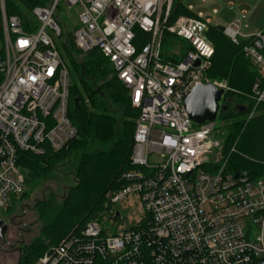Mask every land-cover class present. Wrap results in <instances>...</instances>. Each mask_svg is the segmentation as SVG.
I'll list each match as a JSON object with an SVG mask.
<instances>
[{
    "label": "built area",
    "instance_id": "2783aa9c",
    "mask_svg": "<svg viewBox=\"0 0 264 264\" xmlns=\"http://www.w3.org/2000/svg\"><path fill=\"white\" fill-rule=\"evenodd\" d=\"M172 4L49 0L24 21L8 15L6 0H0V212L27 190L22 153L59 152L78 136L69 114L71 75L56 41L63 37L56 21L62 5L81 10L77 29L62 46L72 37L83 55L97 50L138 112L134 168L123 174L121 189L106 194L104 211L136 199L143 217L113 234L102 225L103 211L35 264H264V175L229 171L215 122L198 125L184 107L197 85L209 84L212 19L198 13L169 25ZM246 28L237 20L223 33L235 45L246 41L245 56L259 72L253 98L264 105V29L244 34ZM137 31L148 36L141 48ZM165 32L190 48L178 49L179 62L163 60ZM112 219L122 220L121 214L112 212Z\"/></svg>",
    "mask_w": 264,
    "mask_h": 264
},
{
    "label": "trees",
    "instance_id": "16d2710c",
    "mask_svg": "<svg viewBox=\"0 0 264 264\" xmlns=\"http://www.w3.org/2000/svg\"><path fill=\"white\" fill-rule=\"evenodd\" d=\"M183 1L173 0L169 25L182 16L196 17ZM15 2L6 0L8 15L19 16L25 21V13L29 14L38 6H45L49 0H17L18 4ZM207 35L215 49V55L206 79L209 83L224 81L228 87L217 117L221 122L220 130L226 133L222 147L223 163L227 160L229 171H249L252 176L258 173L264 175V105H257L252 93L259 77L258 69L245 56L246 41L241 40L239 45L233 44L224 35L223 28L217 26H211ZM147 41L148 36L137 31L138 48ZM69 46L80 53L72 37L67 44H63L62 49L67 50ZM178 49L185 51L190 48L165 32L162 44L163 60L179 62L182 56L171 55V51ZM84 56L88 60L82 65L71 60L77 73L71 76L69 114L78 130L77 138L59 152L48 151L44 155L22 153L19 163L26 187L31 190L55 167L76 156L79 183L70 191L61 211L43 229V239L23 250L20 264H35L69 233L73 230L80 231L95 219L105 210L106 194L121 189L124 185L123 174L134 168L132 154L138 112L132 108L128 90L118 81L108 61L97 50ZM110 75L111 78L107 79ZM100 82L103 84L99 86ZM81 91L89 93L90 108H86ZM77 99L80 100L76 106ZM113 102L122 112L121 120L111 112L110 106ZM253 112L251 117L249 114ZM26 194L27 190L19 199L14 200L10 209ZM95 264L105 263L99 259Z\"/></svg>",
    "mask_w": 264,
    "mask_h": 264
},
{
    "label": "rangeland",
    "instance_id": "374dc122",
    "mask_svg": "<svg viewBox=\"0 0 264 264\" xmlns=\"http://www.w3.org/2000/svg\"><path fill=\"white\" fill-rule=\"evenodd\" d=\"M11 1H16L15 3L18 4L17 0ZM183 4L187 8L192 5L195 14L201 12L204 16L211 18L213 26L223 28L240 20L244 25H247V28L243 29L244 34H255L264 29V0H184ZM80 14L81 10L79 8L69 9L64 5L56 14V21L63 29L62 39L56 38V41L60 45L62 60L71 76H75L77 73V68L71 62L72 59L79 65L86 63L88 60L86 56L78 53L71 46L67 50L62 49V43L67 39V33L70 34L77 29ZM243 16H245V19ZM29 18V14L25 13V19L28 20ZM178 51L180 50L171 51V55L174 56ZM110 78L111 75L107 79ZM216 83L225 86L228 90L226 82L216 81ZM81 96L86 108H90L91 98L89 93L81 91ZM110 109L118 120L122 119V112L114 102L111 104ZM249 115L251 116V114ZM215 124L217 129L221 126L218 118ZM220 132V139L224 143L226 133L221 130ZM77 164L78 159L76 156H72L63 164L55 167L37 186L31 188V190L27 187L26 196L12 209L8 212H0L4 224L9 227L4 240L0 241V264H18L19 253L17 250L29 249L37 240L43 239V229L61 211L70 191L79 183L76 175ZM112 212H119L122 220L112 219ZM112 212L104 211L101 222L107 232L113 234L134 227L144 214L142 206L138 204L136 199H130L126 203L113 206ZM110 219L112 221L108 224L107 221Z\"/></svg>",
    "mask_w": 264,
    "mask_h": 264
},
{
    "label": "water",
    "instance_id": "95a60500",
    "mask_svg": "<svg viewBox=\"0 0 264 264\" xmlns=\"http://www.w3.org/2000/svg\"><path fill=\"white\" fill-rule=\"evenodd\" d=\"M225 94L223 89L209 83H200L186 98L184 107L189 118L196 124L215 122L221 109L220 102ZM79 100L75 104L77 106ZM243 111V109H242ZM235 179H238L236 176ZM9 227L0 216V241L4 240Z\"/></svg>",
    "mask_w": 264,
    "mask_h": 264
},
{
    "label": "flooded vegetation",
    "instance_id": "af4514ba",
    "mask_svg": "<svg viewBox=\"0 0 264 264\" xmlns=\"http://www.w3.org/2000/svg\"><path fill=\"white\" fill-rule=\"evenodd\" d=\"M17 251H18V253H19V260H18V264H20V263H21V259H22V257H23V254H24V252H23L22 250H20V249H18Z\"/></svg>",
    "mask_w": 264,
    "mask_h": 264
},
{
    "label": "crops",
    "instance_id": "0c3cea01",
    "mask_svg": "<svg viewBox=\"0 0 264 264\" xmlns=\"http://www.w3.org/2000/svg\"><path fill=\"white\" fill-rule=\"evenodd\" d=\"M190 7H192L193 8V10L195 11V9H194V7L192 6V5H190ZM193 13H195V12H193ZM201 13V12H200Z\"/></svg>",
    "mask_w": 264,
    "mask_h": 264
},
{
    "label": "bare ground",
    "instance_id": "6f19581e",
    "mask_svg": "<svg viewBox=\"0 0 264 264\" xmlns=\"http://www.w3.org/2000/svg\"><path fill=\"white\" fill-rule=\"evenodd\" d=\"M208 36V35H207Z\"/></svg>",
    "mask_w": 264,
    "mask_h": 264
}]
</instances>
